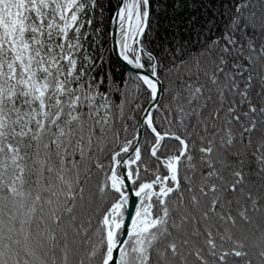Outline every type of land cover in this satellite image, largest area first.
<instances>
[{
  "label": "snow or ice",
  "instance_id": "obj_1",
  "mask_svg": "<svg viewBox=\"0 0 264 264\" xmlns=\"http://www.w3.org/2000/svg\"><path fill=\"white\" fill-rule=\"evenodd\" d=\"M0 264H264V0H0Z\"/></svg>",
  "mask_w": 264,
  "mask_h": 264
},
{
  "label": "trees",
  "instance_id": "obj_2",
  "mask_svg": "<svg viewBox=\"0 0 264 264\" xmlns=\"http://www.w3.org/2000/svg\"><path fill=\"white\" fill-rule=\"evenodd\" d=\"M107 15L108 14L105 13V17ZM101 19L103 20L104 18H101ZM101 28L103 29V32L108 31V25H107L106 21L104 23H101ZM103 32L101 33V42L103 43L104 41H107V43H104V47L102 48V51H104L106 57H109V56L111 57V60L113 61L114 66L117 67L118 70L123 69V66H121L112 56V53L110 51V37H109V35L105 36L103 34ZM192 55H195L194 51L192 52Z\"/></svg>",
  "mask_w": 264,
  "mask_h": 264
},
{
  "label": "water",
  "instance_id": "obj_3",
  "mask_svg": "<svg viewBox=\"0 0 264 264\" xmlns=\"http://www.w3.org/2000/svg\"><path fill=\"white\" fill-rule=\"evenodd\" d=\"M109 37H110V49L112 48V38H111V36L109 35ZM111 53H112V56H113V58L121 65V66H123L118 60H117V57H116V55H115V53L113 52V51H111Z\"/></svg>",
  "mask_w": 264,
  "mask_h": 264
}]
</instances>
